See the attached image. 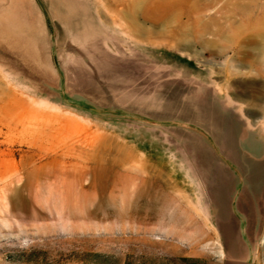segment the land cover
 <instances>
[{"label": "rangeland", "instance_id": "rangeland-1", "mask_svg": "<svg viewBox=\"0 0 264 264\" xmlns=\"http://www.w3.org/2000/svg\"><path fill=\"white\" fill-rule=\"evenodd\" d=\"M150 1L0 0V264H264V0Z\"/></svg>", "mask_w": 264, "mask_h": 264}, {"label": "bare ground", "instance_id": "bare-ground-1", "mask_svg": "<svg viewBox=\"0 0 264 264\" xmlns=\"http://www.w3.org/2000/svg\"><path fill=\"white\" fill-rule=\"evenodd\" d=\"M220 1L223 2V5L221 6L224 7L228 0H214L212 5L207 4V7L208 5L209 7L215 6ZM201 2L202 0H151L149 4L142 7L141 9L142 17L150 18V22L152 23V25H154L157 28L161 24L162 29H164L162 25H166L165 23L169 22L171 18H222L224 17L221 14H219L218 17L207 15L204 12L205 7L201 6L202 4ZM219 11L221 12V10ZM131 18H136V17L133 14ZM200 28L201 29H198L195 27L193 29L194 36L197 40H201V34L207 31L209 29V26L203 23ZM145 31L146 33L152 32V30L147 29V28L145 29ZM188 32H189L188 27H185V25H183V23H180V22L175 24L174 27L170 28V36H174L178 38L180 34H188ZM25 104H26L25 106H30L28 105V103H25ZM205 233H207L206 236L208 237L209 232L207 231V229L205 230ZM221 252H223V250H221Z\"/></svg>", "mask_w": 264, "mask_h": 264}, {"label": "trees", "instance_id": "trees-1", "mask_svg": "<svg viewBox=\"0 0 264 264\" xmlns=\"http://www.w3.org/2000/svg\"><path fill=\"white\" fill-rule=\"evenodd\" d=\"M95 255H97L99 257H106V254H101V253H96Z\"/></svg>", "mask_w": 264, "mask_h": 264}, {"label": "crops", "instance_id": "crops-1", "mask_svg": "<svg viewBox=\"0 0 264 264\" xmlns=\"http://www.w3.org/2000/svg\"><path fill=\"white\" fill-rule=\"evenodd\" d=\"M213 224V223H212ZM214 225V224H213Z\"/></svg>", "mask_w": 264, "mask_h": 264}]
</instances>
